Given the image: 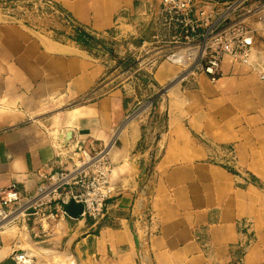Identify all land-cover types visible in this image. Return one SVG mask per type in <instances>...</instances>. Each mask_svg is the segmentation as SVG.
I'll return each instance as SVG.
<instances>
[{
    "label": "crops",
    "instance_id": "1",
    "mask_svg": "<svg viewBox=\"0 0 264 264\" xmlns=\"http://www.w3.org/2000/svg\"><path fill=\"white\" fill-rule=\"evenodd\" d=\"M37 1L38 17L0 9V189L34 195L70 162L56 144H112L116 192L103 224L65 205L50 229L47 242L76 256L67 264H264V34L251 64L226 57L218 81L173 84L180 68L166 61L132 86L122 73L130 48L172 36L154 0ZM34 238L0 230V264H22L16 250L27 264H62L45 261Z\"/></svg>",
    "mask_w": 264,
    "mask_h": 264
},
{
    "label": "built area",
    "instance_id": "2",
    "mask_svg": "<svg viewBox=\"0 0 264 264\" xmlns=\"http://www.w3.org/2000/svg\"><path fill=\"white\" fill-rule=\"evenodd\" d=\"M154 1V14L171 30L172 36L170 39L155 37L138 48H130L129 54L135 57L134 65L122 70L128 84L133 86L143 72L153 73L166 61L180 68L173 84L188 82L201 74L213 82L218 81L224 76L222 63L226 57L245 65L251 64L254 40L260 30H264V0ZM44 4L68 28L76 29L66 12L52 4ZM261 78L264 79V72ZM109 91L100 92L98 96ZM152 102L145 104L146 108ZM111 147L109 144L92 153L56 144L55 157L68 156L70 162L65 161L60 170L44 174L45 179L34 195L21 196L15 184L0 189V230L11 226L32 229L36 244L46 243L50 229L63 214L64 206L71 202L80 204L81 216L99 227L108 202L116 192V163ZM33 221L36 225L32 224ZM135 232L137 234L139 230ZM14 257L22 264L30 259L17 250Z\"/></svg>",
    "mask_w": 264,
    "mask_h": 264
},
{
    "label": "rangeland",
    "instance_id": "3",
    "mask_svg": "<svg viewBox=\"0 0 264 264\" xmlns=\"http://www.w3.org/2000/svg\"><path fill=\"white\" fill-rule=\"evenodd\" d=\"M34 2H36V0L35 1H32V0H0V9H3L4 11L18 12L25 18H27L28 15H32V14L38 17L36 14L43 13L45 8L42 7V4L38 1H37L38 5L35 6ZM259 28L262 29L261 25H259ZM259 34H264V30L263 29L260 30ZM169 86H170V83L167 84L165 87H162L161 90L159 91L160 94L165 93L166 90L169 89ZM76 204L77 203L75 202H71L70 204L67 205V209L72 212ZM37 248H41L40 252L43 258L45 259V261L51 260L53 263L61 262L62 264H67L68 260L70 259L72 260V258L76 259V256L74 257V254L72 252V248L71 249L69 247L65 248L64 246L57 247L55 242H46L40 246H37ZM44 248H47L48 250L46 251L44 250Z\"/></svg>",
    "mask_w": 264,
    "mask_h": 264
},
{
    "label": "trees",
    "instance_id": "4",
    "mask_svg": "<svg viewBox=\"0 0 264 264\" xmlns=\"http://www.w3.org/2000/svg\"><path fill=\"white\" fill-rule=\"evenodd\" d=\"M77 32H79V30H77ZM82 35L84 36V38H89V35L88 34L82 33ZM96 40H97L96 38H91L92 44H95L96 45V42H97ZM102 224L103 223H101V225Z\"/></svg>",
    "mask_w": 264,
    "mask_h": 264
},
{
    "label": "water",
    "instance_id": "5",
    "mask_svg": "<svg viewBox=\"0 0 264 264\" xmlns=\"http://www.w3.org/2000/svg\"><path fill=\"white\" fill-rule=\"evenodd\" d=\"M136 113H138V112H135V114H136ZM135 114H134V115H135ZM134 115H133V116H134ZM133 116H132V117H133ZM132 117H131V118H132ZM131 118H130V119H131ZM63 140H64L65 142H67L68 139H67V138H64ZM78 205L80 206V209L82 210V206H81L80 204H78Z\"/></svg>",
    "mask_w": 264,
    "mask_h": 264
},
{
    "label": "bare ground",
    "instance_id": "6",
    "mask_svg": "<svg viewBox=\"0 0 264 264\" xmlns=\"http://www.w3.org/2000/svg\"><path fill=\"white\" fill-rule=\"evenodd\" d=\"M8 228H9V227H8ZM6 229H7V228H6ZM44 250H46V251H47L48 249H47V248H44ZM28 261H29V260H26V263H25V264H27V263H28Z\"/></svg>",
    "mask_w": 264,
    "mask_h": 264
}]
</instances>
